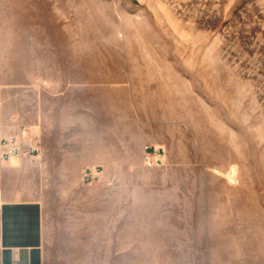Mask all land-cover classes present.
Returning a JSON list of instances; mask_svg holds the SVG:
<instances>
[{
    "label": "rangeland",
    "instance_id": "374dc122",
    "mask_svg": "<svg viewBox=\"0 0 264 264\" xmlns=\"http://www.w3.org/2000/svg\"><path fill=\"white\" fill-rule=\"evenodd\" d=\"M0 86L92 153L43 194L38 173L46 264L112 258V239L130 264H264V0H0ZM133 116L160 122L161 163L112 190L107 128Z\"/></svg>",
    "mask_w": 264,
    "mask_h": 264
},
{
    "label": "crops",
    "instance_id": "0c3cea01",
    "mask_svg": "<svg viewBox=\"0 0 264 264\" xmlns=\"http://www.w3.org/2000/svg\"><path fill=\"white\" fill-rule=\"evenodd\" d=\"M4 89L0 86V144L4 139L14 137L20 144V153L0 165V264H46L43 200L39 195L38 173L41 171L43 194L51 170L93 168V157L90 149L83 152L76 147L77 142L70 139L76 137V131H71L69 120H27L12 106L5 104ZM80 114L78 111L71 121L78 128L81 126ZM62 123L67 127H62ZM155 125H160V122L140 121L133 116L129 121L122 120L121 126L112 124L107 128L105 158L107 176L112 171L109 181L112 190L114 186L117 189L127 186L124 177L119 179L120 174L125 176L145 168L143 160L147 154L156 153L162 159L160 145L163 144L146 132L154 129ZM30 141L39 146V154L29 153ZM147 144L149 150L145 149ZM136 183V186L149 189L145 190L146 193H154L157 186L156 183L140 180ZM106 245L112 251V258L93 257L90 264H130L127 258H115L113 253L115 249H129L128 245L113 239ZM141 246L138 245V248L141 249Z\"/></svg>",
    "mask_w": 264,
    "mask_h": 264
},
{
    "label": "built area",
    "instance_id": "2783aa9c",
    "mask_svg": "<svg viewBox=\"0 0 264 264\" xmlns=\"http://www.w3.org/2000/svg\"><path fill=\"white\" fill-rule=\"evenodd\" d=\"M31 144L29 146V153L30 154H37L39 149L38 146L30 141ZM146 150H149V147H145ZM0 165L5 162L10 157H14L20 153V144L18 140L14 137H10L7 139H4L0 144ZM155 151V149H154ZM157 152V151H156ZM156 153L148 154L144 158V163L148 166H158L161 163V159L158 155H155ZM88 179L93 178V173H87L85 175ZM96 176V175H94Z\"/></svg>",
    "mask_w": 264,
    "mask_h": 264
}]
</instances>
